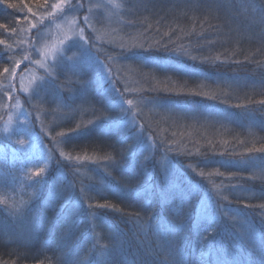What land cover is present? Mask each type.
Wrapping results in <instances>:
<instances>
[{
  "label": "trees",
  "instance_id": "obj_1",
  "mask_svg": "<svg viewBox=\"0 0 264 264\" xmlns=\"http://www.w3.org/2000/svg\"><path fill=\"white\" fill-rule=\"evenodd\" d=\"M54 1L48 0L41 8L36 0H0V40L4 41L0 44V113L7 102L12 78L4 69L16 71L15 62L24 59L18 51L21 44L18 30H23L26 20L36 18L28 8L36 15L45 14L52 10L50 5ZM194 1L117 0L119 15L115 17L122 19L124 25L119 46L130 47L122 51L113 49L112 37L106 40L97 35L102 33L97 20L96 23L89 20V24L81 21V17L90 18L91 8L89 0H81L78 26L84 30L82 42L92 53L93 61L86 65L82 76L75 71L69 76L65 70H76L79 65L64 64L66 57L61 55L58 60L68 66L66 69L53 61L55 68L50 71L51 75L38 73L40 84L34 93L20 95L19 99L21 106L28 108L32 120L10 121L0 139V152L5 146L18 149L15 158H19L23 171H18L15 178L24 186L16 213L21 223H25L32 220L29 214H43L47 203L57 200V197L45 196L44 186L52 178L63 176L58 181L63 186L69 185V177L63 173V159H69V167L78 174L93 164L97 174L108 175L103 172L104 159L101 163L99 159H89L99 155L100 149L93 147L87 152L85 142L80 139L91 132L92 124H85L88 120L94 123L100 119L109 130L112 116H123L137 139L138 150L147 160L153 159L167 170L157 179L147 178L150 191L131 186L120 191L130 193L137 205H143L151 194L160 195L157 203L161 208L148 220L147 226L142 229L141 215L132 216L134 230L143 231L142 239L137 240L139 234L121 235L120 239L106 234L113 214L102 211L101 218L93 208L96 214L92 216L82 211L79 204L84 197L97 204L110 205L100 188L89 186L82 197L74 193L62 197L63 216H49L44 223L38 219L42 222L40 226L26 225L24 233L29 238L10 244L1 239L0 264H19L15 259L22 255L31 264H76L67 262L71 256L78 257L82 264H264V208L260 207L264 205V175L252 173L241 165L248 161L258 167L264 161V152L248 151L264 146V104L259 103L264 100V0H215L212 9H208L206 2L202 3L205 0H199V4ZM230 14L235 32L222 35L217 30L220 17L232 18ZM179 21L192 24L193 28L189 26L188 30L176 32ZM155 36L159 37L156 41ZM232 37L242 45L239 41L235 44ZM139 45L149 50L144 51ZM102 65L113 82L105 88L98 81L105 73ZM48 84L57 90L56 96L48 99L56 108L62 103L70 106L72 97L88 101L87 97L91 96L104 111L100 118L73 116L75 119L65 122V128H55L53 131L65 133L58 149L48 142V135L40 128V120L32 107L31 97ZM61 86L73 90L60 91ZM58 93L62 94L59 101ZM126 100H132L133 104H127ZM77 124L82 128L71 131ZM20 141L25 143L22 145ZM184 146L187 149L182 151ZM217 170L224 175H216ZM37 172L39 175H34ZM232 173L237 175L230 180ZM86 174L87 171L83 175L88 177ZM88 178L94 180L93 176ZM230 184L236 187H229ZM242 188L256 192L242 196L238 193ZM17 199L16 196L14 201ZM245 204L252 206L245 207ZM7 205L10 222L15 204L8 198ZM2 208L0 205V216ZM20 209H24V214ZM177 221L191 226L190 244L184 245L179 236L166 233L175 227L179 234L185 233L186 228ZM16 224L11 223L14 229ZM209 226L212 230L204 243L198 233ZM24 245L32 249H25ZM50 247L57 251L55 258L44 257L43 261L35 262L31 259V256L41 258L43 251Z\"/></svg>",
  "mask_w": 264,
  "mask_h": 264
},
{
  "label": "rangeland",
  "instance_id": "obj_2",
  "mask_svg": "<svg viewBox=\"0 0 264 264\" xmlns=\"http://www.w3.org/2000/svg\"><path fill=\"white\" fill-rule=\"evenodd\" d=\"M61 0H55L54 3H60ZM72 7L65 5L61 11H49L52 12L51 15L48 13H38L34 19L36 23L35 28H31L28 21L26 20L23 24V34L25 41L20 44V49L18 50L21 55L27 56L28 59H21L20 61L15 62L16 66V75L12 76L10 81V93L7 98V102L0 113V139L6 133V129L10 126V121L15 119L21 121L32 120L31 113L28 111L27 107L21 106L19 99L20 95L29 94L32 95L38 85L40 84L38 73L42 75H51L50 71L53 72L55 66L52 65L53 61L59 64V68L66 69L68 66L60 64L58 60L61 55H65L66 60H63L65 64L68 62V65H79L76 70H71L67 74L70 76L74 71L80 76L83 75V71L86 70V65H89L92 59V53L88 50L87 46L80 39V27L78 26V13L81 14L82 7L75 6L81 4V0H71ZM90 8V18L88 17V23L84 22V17H81V21L85 24H89V20L98 21L100 24L101 32L97 33L98 36L105 38L106 40L112 37L114 46H118L122 43L120 36L123 34L124 25L122 19H117L115 16L119 15V10L117 7V0H89ZM37 17H42L43 22H37ZM72 24L74 32H69V24ZM96 23V22H94ZM115 28L113 32L109 33V30ZM39 42L37 44V41ZM35 44L37 45V48ZM34 46V47H33ZM123 48H130L128 45H123ZM88 50V51H87ZM90 52V54H89ZM34 53V54H33ZM97 60V59H96ZM99 65V61H97ZM17 63L19 66H17ZM52 65V66H51ZM105 69V73L102 77L98 78L102 88H105L107 83L112 84L111 75L107 68L102 65ZM109 84V85H110ZM43 88L41 91H37L32 97V107L34 115L40 120L41 126L46 133H51L55 128L62 127L67 117H80L82 119L84 116L87 118H100L103 115V110L97 109L92 106V98L88 96V101L77 100L75 97H72L70 108L66 107V104H59L57 108L48 100L49 96L53 95L51 88ZM69 86H61L60 91L70 92L73 89L68 88ZM47 88V89H46ZM54 91L55 88H53ZM46 90V93L43 92ZM56 96L53 95V97ZM62 99V94L58 93L57 101ZM17 101L19 102L17 104ZM56 101V102H57ZM23 105V104H22ZM91 108V109H87ZM7 112V115L4 114ZM79 114V116H77ZM62 141H57L53 145L58 149L62 145ZM18 154V149L16 147L5 146L3 151L0 152V197L4 199L0 201L1 207H3V215L0 216V236L6 240L8 244L11 242L22 241L30 237V235L24 233L21 230H16L13 228L11 223H21V217L16 213L18 210V205L22 202L21 188L24 184L18 181L15 178V174L20 171L22 173L23 168H20V160L15 158V155ZM101 155H96L89 159L96 160L100 159ZM251 169L252 173H260L264 175V161H262L258 167L252 166L248 161L241 164ZM23 176V175H21ZM20 180V178H19ZM22 180V178H21ZM69 185H71L69 183ZM68 185V186H69ZM8 186V188H5ZM34 186V185H33ZM32 186V187H33ZM72 191H69L68 194H72ZM241 194V191H238ZM4 195V197H3ZM17 196V200L15 197ZM9 198L12 203L15 204L14 214L10 216V222L7 221V199ZM6 203V204H5ZM7 206V207H6ZM20 212L24 214V209H20ZM28 215V218H30ZM31 219V218H30ZM25 225L27 226H40L42 222L36 220L26 221ZM174 229L171 228L166 231V233L172 235ZM169 241H173V238H169ZM67 262H72L76 264H82L78 257L74 259L73 256L68 257Z\"/></svg>",
  "mask_w": 264,
  "mask_h": 264
},
{
  "label": "bare ground",
  "instance_id": "obj_3",
  "mask_svg": "<svg viewBox=\"0 0 264 264\" xmlns=\"http://www.w3.org/2000/svg\"><path fill=\"white\" fill-rule=\"evenodd\" d=\"M206 2L208 4V9L209 7L212 9L215 5V0H205L202 1ZM195 4H199V0L194 1ZM232 18L228 15L225 16V18L220 17V24L217 30L222 34V35H231L235 32V25L232 22L233 15L230 14ZM230 21V22H229ZM229 22V24H228ZM189 26L191 29L193 28L192 24H187L184 22L178 23L175 27L177 29H174L176 32L179 31L180 29L182 30H188ZM20 32V37L19 41H22L25 37L23 34V30H18ZM236 37H232L231 40H234ZM159 37L155 36L154 41L158 40ZM152 40V39H151ZM153 41V40H152ZM239 41L238 39H235V44L236 42ZM25 41H23L24 43ZM39 42V39L37 41V44ZM240 42V41H239ZM20 44V43H18ZM242 45V43L240 42ZM155 45V44H154ZM37 48V45L35 44ZM113 49H119L123 51V47L120 45L114 46L112 45ZM121 47V48H119ZM123 48V49H122ZM20 54V53H19ZM55 81H59L58 78L53 77L52 78ZM114 85V84H113ZM115 86V85H114ZM118 87V86H115ZM48 88H51L53 91V95H55V91L53 87L48 84ZM47 89V88H46ZM32 99V97H31ZM92 106L97 109V112L99 109H101L99 102L97 99L92 100ZM67 108H70L67 106ZM88 110L91 108H87ZM79 116V114L77 115ZM72 121V117H67L66 122ZM88 120L87 123L89 124ZM92 126H91V132L85 136H83L80 140L85 142V150L87 152H91L93 147L99 148L100 152L99 155H101L103 158L99 159V162L101 163L102 159H104L106 163V168L103 170L104 173H108L107 176L104 175H99L97 174V167L93 164H89V169L86 167L87 171V176L94 177V180L89 179L88 177L84 176V172L82 174H78L75 171L70 168V161L69 159H63V165H64V174L69 177V183L71 185L69 186H63L61 185V182H59V179L61 178H52L51 182L47 185L44 186L45 188V196L47 198L50 197H57V200L54 202H49L47 205L43 208L42 211L46 210L43 214H35L32 213L30 215V218L32 220H41L43 223L45 221H48V218H56L63 216L65 214V206H64V199L62 198L66 193L69 191H72L75 196L77 197H82L84 194L86 187L89 186H95L98 187L102 190V192L107 196V200L111 207L107 208H99L97 207V202L93 200H89L87 197H84L80 201V208L85 210L86 214L89 216L95 215V211L92 210L95 209L98 211L99 216L101 217V212L102 211H107L109 214H113L114 218L111 221H108L110 224V228L105 230L106 234H113V237H117V239L121 238V235L124 236L126 234H139L137 236V240H141L142 236L140 233L143 231L140 229L138 231L134 230V222L132 219V216H136L137 213L141 215L140 217V223L142 225V229L147 226L148 220L151 219L152 217L156 216L157 211L159 207L161 208V204L157 203V196L159 195H154L151 194V197L146 200L143 205H137L133 197L131 196L130 193H121V190L124 189H129L130 186L136 189H145L147 191H150V183L147 178H153L157 179L159 177L164 176L163 172H166L167 170H163L158 162L155 163L153 159H148L144 157V155L138 150L136 147L137 144V139L134 136V134L131 132L129 129V124L127 120L120 115H114L112 116V119L110 121V128L106 127V125L103 123H100V119L95 120L94 123L92 121ZM65 128V126H62ZM23 133V129L21 130ZM58 132L53 131L51 133H47L48 135V142L50 144H54L55 142L61 140L62 137L57 136ZM187 147L184 146L182 147V151L186 150ZM103 152V153H102ZM184 153H187L186 151ZM108 157H111V159H107ZM31 158V156L29 157ZM19 160V158H17ZM196 161V160H195ZM148 164L150 169L145 165ZM148 171V174H146ZM146 177V178H145ZM65 184V183H64ZM239 191H241L242 196L250 195L249 193H255L256 191L254 189H246L242 188ZM160 196V195H159ZM159 199V197H158ZM114 209V212H111L109 210ZM119 209V211H117ZM103 218V217H101ZM177 224L180 225L183 228H186L185 233L181 231V234H179L177 228L175 227L173 234L179 236V241L182 242L184 245H188L191 242V237L193 236L192 234V228L191 226L181 222L177 221ZM16 230H21L25 232L27 230V226L25 223H18L15 225ZM124 229H127L128 232L124 233ZM212 228L209 229H204V231L198 233L199 235V240H204L205 237L207 238L209 236L210 231ZM89 233V232H88ZM1 236L0 240L3 239V241L6 242L4 238ZM144 239V238H143ZM134 240V239H133ZM207 240H204V243H206ZM177 246H184L181 244L175 243ZM24 248H30L28 245H24ZM160 254L163 255L164 251L162 249V246L159 247ZM57 256V251L54 248L50 247L47 248L43 251L41 258H33L31 256V259L35 262L36 260L38 261H43V258L50 257V258H55ZM25 255L17 257L15 259L19 264H31L28 263L24 260ZM30 257V255H29Z\"/></svg>",
  "mask_w": 264,
  "mask_h": 264
},
{
  "label": "snow or ice",
  "instance_id": "obj_4",
  "mask_svg": "<svg viewBox=\"0 0 264 264\" xmlns=\"http://www.w3.org/2000/svg\"><path fill=\"white\" fill-rule=\"evenodd\" d=\"M36 2H37V4H38L39 7L43 8V7H45V5H47L48 0H36ZM65 5H68L69 7L74 6V5H72L71 0H61L60 3H53V4H51V5H50V8H51L53 11H61V10L64 8ZM9 6L11 7V5H9ZM25 6L27 7V5H25ZM75 6H80V7H82L83 5H82V4H79V5H75ZM28 11H29V13L32 14V16H34V17L36 16V13L33 12L32 8L29 7V8H28ZM51 14H52V12H49V15H51ZM37 22H41V23H42V22H43L42 17H37ZM84 22H85V23H88V17H87V16L84 18ZM28 23H29V25L31 26V28H35V27L37 26L36 23H34V22H32V21H28ZM12 31L15 32L16 29H13ZM68 31H69V32H74V28H73V26H72L71 23L69 24ZM83 31H84L83 29H80V39H81V40H84V39H85V37H84V35H83ZM165 35H167V33H166ZM85 42L87 43V41H85ZM3 43H4V41L0 40V44H3ZM21 43H23V41H21ZM158 43H159V42H158ZM134 47H136V46H134ZM138 47L142 48V50H144V51H148V50H149V48H144L143 45H139ZM164 47L167 48V45H164ZM128 50L131 51L132 49H128ZM191 58H192V59H195L196 57H191ZM24 59H28V57H27V56H24ZM17 66H19L18 63H17ZM4 72H5V73H9V74L12 75V76H15V75H16L15 71L12 70V69H9V68H5V69H4ZM194 94H195V93H194ZM251 102H253V101H250V103H251ZM18 103H19V102L17 101V104H18ZM126 103L129 104V105H132V104H133V101H132V100H126ZM259 103H260V104H264V100H260ZM240 106H241V105H237V107H240ZM91 123H92V121H89V124H91ZM85 126H86V125H85ZM85 126H84V127H85ZM80 128H82V126L79 125V124H77L75 128H72V129H71V131H75V130L80 129ZM56 135L59 136V137H62V136L65 135V133H64V132H58ZM20 143L22 144L23 141H20ZM248 151H249V152H252V151H260V152H264V146H262V147L259 148V149H248ZM61 155L63 156L64 153L61 152ZM76 159H86V157H76ZM107 159H111V157H108ZM241 161H244V160L242 159ZM41 171H43V169H41ZM215 174H216V175H219V176H223V175H224V173H223V172H220L219 170H217ZM34 175H39V172L34 173ZM200 175L203 176L204 173L201 172ZM210 175H211V173H210ZM236 175H237L236 173H232V175H231V177H229V179L231 180L232 178L236 177ZM228 186H229V187H233V188L236 187V185H231V184L228 185ZM223 199H224V200H228V197H227V196H224ZM228 202L231 203L230 200H229ZM250 206H252V205H250V204H245V207H250ZM97 207H99V208H106V207H111V205H108V204H99V205H97ZM260 207L264 208V205H260ZM117 211H119V209H117ZM205 239H206V237H205Z\"/></svg>",
  "mask_w": 264,
  "mask_h": 264
},
{
  "label": "clouds",
  "instance_id": "obj_5",
  "mask_svg": "<svg viewBox=\"0 0 264 264\" xmlns=\"http://www.w3.org/2000/svg\"><path fill=\"white\" fill-rule=\"evenodd\" d=\"M23 143H25V142L23 141ZM23 143H22V145H23Z\"/></svg>",
  "mask_w": 264,
  "mask_h": 264
}]
</instances>
